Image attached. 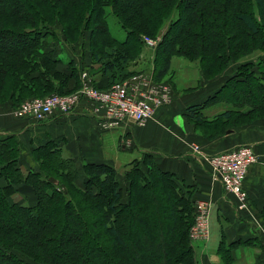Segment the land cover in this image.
<instances>
[{"label": "trees", "instance_id": "1", "mask_svg": "<svg viewBox=\"0 0 264 264\" xmlns=\"http://www.w3.org/2000/svg\"><path fill=\"white\" fill-rule=\"evenodd\" d=\"M109 17L124 40L111 35ZM166 23L153 59L155 81L169 74L175 56L196 63L210 79L232 62L264 53V0H0V103L14 110L26 100L73 93L79 85L66 90L69 81L83 71L92 79L89 68L64 62L56 48L60 39L76 44L82 31H90L83 56L109 83L92 85L103 90L120 83L134 75L127 68L144 50L142 38L157 35ZM57 24L62 37L48 33ZM12 41L20 43L10 46ZM254 66L242 65L215 96L187 109V120L206 140L264 118V62ZM219 103L231 109L211 119L203 115ZM60 153L54 141L39 147L38 171L23 173L14 137H0V264H30L15 252L32 264H197L189 240L193 188L159 170L149 155L131 164L122 187L113 168L83 164L78 170ZM79 171L86 178L82 187ZM20 184L32 189L34 206L10 201ZM249 243L222 239L223 263L232 264V249ZM103 254L106 263L99 260Z\"/></svg>", "mask_w": 264, "mask_h": 264}, {"label": "crops", "instance_id": "2", "mask_svg": "<svg viewBox=\"0 0 264 264\" xmlns=\"http://www.w3.org/2000/svg\"><path fill=\"white\" fill-rule=\"evenodd\" d=\"M67 46L65 51L68 53ZM67 53V60L73 61L77 69L89 68L92 81L98 86H106L107 80L99 68L93 65V69L90 68L89 56L78 51L74 55ZM255 57L264 62V56ZM250 62L251 59L232 62L224 72L211 79L204 78L200 69L192 64L182 63L175 72L171 63L172 71L166 77L174 90L173 101L157 110L144 127L130 122L127 128L103 131L90 113L89 105L84 102L73 112L54 115L39 123L15 117L10 103H3L0 105V137H14L19 153L17 164L23 173L38 171L34 157L36 149L54 141L61 157L73 160L78 170L83 164H103L113 168L122 187L126 186L125 172L131 164L141 162L145 155H149L159 170L193 188L196 201L208 199L212 204L211 236L207 241L192 244L197 264H224L218 253L222 239L227 245L250 241L232 249V264H264V120L232 128L223 136L208 141L186 118L189 107L206 103L236 74L239 67ZM67 69V65L60 67L61 71ZM251 70L259 71L255 66ZM77 85L80 86L79 79H72L66 90ZM226 106L224 103L208 106L202 113L211 119L229 109ZM191 145H197L200 152L196 153ZM240 145L251 146L257 158L249 167L243 184L249 198L246 211L237 209L233 196L224 192L222 185L212 179L210 167L202 158ZM0 185H4L3 180ZM16 189L11 202L35 205L36 198L29 186L20 184Z\"/></svg>", "mask_w": 264, "mask_h": 264}, {"label": "built area", "instance_id": "3", "mask_svg": "<svg viewBox=\"0 0 264 264\" xmlns=\"http://www.w3.org/2000/svg\"><path fill=\"white\" fill-rule=\"evenodd\" d=\"M153 46L152 40H145ZM79 89L73 93L59 95L52 93L43 98H33L22 102L13 110L17 118L43 122L54 115L73 112L82 102L89 105L90 113L103 131L127 128L130 122L144 127L157 110L172 102L170 85L165 81H155L152 74L139 73L115 83L107 89H97L86 71L80 73ZM191 148L199 153L197 145ZM210 167L211 177L219 182L224 192L235 199L237 209L248 210V198L244 190V180L249 167L257 160L249 145L222 151L211 156H202ZM212 204L207 200H197L194 204V222L189 230V240L193 244L207 241Z\"/></svg>", "mask_w": 264, "mask_h": 264}, {"label": "rangeland", "instance_id": "4", "mask_svg": "<svg viewBox=\"0 0 264 264\" xmlns=\"http://www.w3.org/2000/svg\"><path fill=\"white\" fill-rule=\"evenodd\" d=\"M108 25H109V31L111 33V35L116 38L117 40L119 41H122L124 40L125 38V33L123 32V30L120 28L119 24L117 23L116 19L115 18H112V17H109L108 18ZM167 27H168V23H166L162 29L159 31V33L153 37H149V36H145L142 38V41L144 42L145 46H144V50L138 54H136V56L134 57V59L129 63L128 65V68H127V72L128 73H132L134 75L136 74H139V73H146L148 74V71H150L149 73L153 72V59H154V54H155V50H156V47L157 45L161 42V39L163 37V35L166 33V30H167ZM50 34H53V36L55 35V37L59 36V37H62V33H61V26L59 24L53 26V28L51 30H49ZM89 35H90V31H82V34L81 36L79 37L78 41H77V45L76 44H69L68 43H65L63 41V39H60L58 40V42L56 43V48L58 50V52H61L58 56L60 58H63L64 62H68L66 61L68 58H65L67 57L65 55V46L68 45L66 48L68 50V53H70V55H74L75 51H78V53H83V51H85V48H86V45L88 43V40H89ZM152 40L153 41V46H148L146 45L145 43V40ZM20 42H10V46H13V45H19ZM256 55H259V56H264V53H256V54H253L251 56H248L245 58V60H250L251 59V62L250 64H252L253 66L255 64H258V63H261L262 64V61L258 60L257 57H255ZM243 60H241L239 63L243 62ZM189 63V64H192V66H196L198 67V65L194 62H189L185 57L183 56H175L172 58V63L174 64L175 66V72H178L177 68L179 67L180 64L182 63ZM230 65H228L229 67ZM76 67V66H75ZM227 67V68H228ZM199 68V67H198ZM226 68V69H227ZM170 71H172V66L170 68ZM173 71H174V67H173ZM225 71V70H224ZM223 71V72H224ZM133 76V75H132ZM214 78V77H213ZM211 79V78H210ZM162 81H165V82H169V79L168 77H165ZM168 83V84H169ZM108 81L106 83V85H108ZM113 85V84H112ZM111 85V86H112ZM170 85V88H171V91H172V101H173V95H174V90H172V86L171 84ZM109 88V87H108ZM107 89V88H106ZM225 105H227L226 107L231 109V105L230 104H227V103H224ZM1 105V103H0ZM2 106H0L1 108ZM258 120H264V118L262 119H258ZM257 121V120H255ZM254 121V122H255ZM253 123V122H252ZM251 123V124H252ZM245 125H250V124H245ZM245 125H242V126H245ZM241 126V127H242ZM64 159V158H63ZM75 168L78 169L77 165L75 164ZM86 178H84V175L81 173V171H79L78 173V178L76 179V182L77 184L82 187L83 185V181L85 180ZM245 190V189H244ZM246 192V191H245ZM247 194V192H246ZM144 196L147 198H150V195L148 192H146V194H144ZM247 198H248V194H247ZM248 205H249V198H248ZM249 207V206H248ZM0 212H2L1 208H0ZM3 213V212H2ZM211 229H212V222H211V218H210V224H209V237L211 236ZM67 236V234L65 235V237ZM194 244V243H193ZM193 246V245H192ZM16 255H18V257L20 259H22L24 262L26 263H30L32 264V260L26 258V257H22L19 253H16ZM97 255V254H96ZM99 260L101 261H104V263H106L108 261V257L103 254V256H99Z\"/></svg>", "mask_w": 264, "mask_h": 264}, {"label": "water", "instance_id": "5", "mask_svg": "<svg viewBox=\"0 0 264 264\" xmlns=\"http://www.w3.org/2000/svg\"><path fill=\"white\" fill-rule=\"evenodd\" d=\"M49 181L53 182L55 185L57 184V181L52 178H50Z\"/></svg>", "mask_w": 264, "mask_h": 264}]
</instances>
